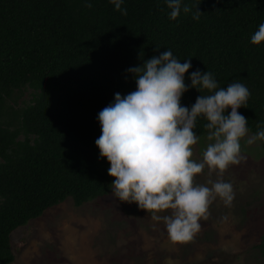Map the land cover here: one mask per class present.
<instances>
[{"label":"trees","instance_id":"obj_1","mask_svg":"<svg viewBox=\"0 0 264 264\" xmlns=\"http://www.w3.org/2000/svg\"><path fill=\"white\" fill-rule=\"evenodd\" d=\"M181 3L191 11L172 20L166 0H123L127 15L110 0H0V264L13 258V228L65 197L79 205L111 187L110 163L95 144L98 114L115 93L136 90L126 70L153 55L190 59L186 85L197 69L212 73L218 88L244 84L248 107L237 111L252 136L264 130V41L251 42L264 0ZM24 88L30 97L15 107ZM201 94L209 93L190 87L181 106L190 109ZM205 123L198 118L199 137ZM255 246L264 258V228Z\"/></svg>","mask_w":264,"mask_h":264},{"label":"clouds","instance_id":"obj_2","mask_svg":"<svg viewBox=\"0 0 264 264\" xmlns=\"http://www.w3.org/2000/svg\"><path fill=\"white\" fill-rule=\"evenodd\" d=\"M110 2L127 15V9L121 7L123 0ZM166 3L172 20L181 10L185 14L191 11L188 5L182 7L181 0ZM201 14L197 5L193 19L199 20ZM262 41L264 23L251 37L253 44ZM191 67L190 59L181 63L167 50L128 68L137 88L123 97L115 93L114 102L99 112L102 134L95 141L100 156L110 163L108 174L115 177L112 194L122 202H135L153 221L163 222L170 240L181 244L193 240L217 198L232 206L235 192L222 177L230 165L246 159L241 154V139L247 137L248 144L264 140V130L248 137V121L237 111L248 107L249 89L235 82L226 89L218 88L213 74L199 69L191 72V84L186 85L184 74ZM190 87L209 94L199 95L189 109L181 106V97ZM201 117L207 121L204 128L210 143L197 161L192 158L193 146L200 137L194 129ZM206 167L209 176L221 177L209 180L211 187L196 182L197 174Z\"/></svg>","mask_w":264,"mask_h":264},{"label":"rangeland","instance_id":"obj_3","mask_svg":"<svg viewBox=\"0 0 264 264\" xmlns=\"http://www.w3.org/2000/svg\"><path fill=\"white\" fill-rule=\"evenodd\" d=\"M15 94L16 107L28 101L30 89ZM206 136L193 146L194 160H202L210 143ZM246 141L241 139L246 159L222 177L235 192L232 206L217 198L192 241L173 243L163 222L153 221L135 202L120 201L110 187L79 205L65 197L13 228V258L6 264H264L255 246L264 228V152L257 140ZM220 178L209 176L206 167L196 182Z\"/></svg>","mask_w":264,"mask_h":264}]
</instances>
